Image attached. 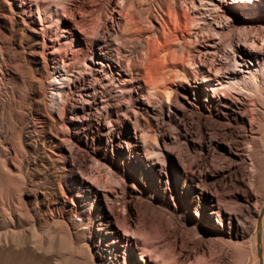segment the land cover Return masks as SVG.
Instances as JSON below:
<instances>
[{"label": "rangeland", "instance_id": "374dc122", "mask_svg": "<svg viewBox=\"0 0 264 264\" xmlns=\"http://www.w3.org/2000/svg\"><path fill=\"white\" fill-rule=\"evenodd\" d=\"M198 1H193L198 21L189 30L211 27L222 36L214 41L221 44L219 49L209 48L204 56L213 57L211 78L223 86L208 91L202 73L196 83L190 72H172L157 88L135 80L123 89L98 65L81 73L70 68V97L60 134L62 160L68 166L64 185L76 201L81 241L91 245L101 264L114 258L116 264H145L147 254V264H162V257L173 260L171 264H254V219L264 212V0L240 4L237 10L231 0H213L214 7L203 8ZM134 2V8L123 4L118 27L129 10L136 12L139 28L150 17L158 29L153 20L157 4L175 3L178 13L191 14L185 8H190L189 0ZM79 6L77 17L97 27L101 42L111 40L116 0H82ZM215 6L224 19L214 20ZM230 20V27H222ZM120 44L126 65L128 57L140 55L144 37L132 38L126 25ZM240 44L263 50L259 60L252 56L249 65L238 59L245 58ZM202 46L197 48L205 51ZM190 51L197 56L193 46ZM72 57L71 52L64 59L66 65L73 63ZM214 67L222 74L216 75ZM17 101L26 108L24 100ZM107 246L116 249L111 256ZM24 259L22 263H31ZM6 262L0 258V264Z\"/></svg>", "mask_w": 264, "mask_h": 264}, {"label": "bare ground", "instance_id": "6f19581e", "mask_svg": "<svg viewBox=\"0 0 264 264\" xmlns=\"http://www.w3.org/2000/svg\"><path fill=\"white\" fill-rule=\"evenodd\" d=\"M81 1L0 0V258L5 257L9 261L6 264H27L28 261L21 262L26 261L24 258L31 262L29 264L100 263L91 245L81 241L83 230L77 224L80 217L76 213V201L64 185L68 166L62 160L64 143L60 134L61 118L67 112L70 97L66 94L70 91V68L76 66L81 73L91 65H98L103 71L108 70L111 79L123 89L135 80L157 88L172 72L176 75L190 72L196 83L198 73H202V82L208 91L214 90V85L223 86L220 79L211 78L209 62L213 57L204 56L209 48L219 49L221 44L215 45L214 41L222 40V36L211 27H193L194 31L190 32V25L196 26L198 21L194 0H189L190 8L184 2L190 15L178 13L175 3L170 2L167 7L157 4L158 12L153 20L159 24L158 29L150 17L146 18V27L139 28L134 19L136 12L129 13V10L124 18L127 24L118 27L122 25L118 23L123 20L124 0H116L117 17L110 21L113 38L106 43L98 39L96 26L88 27L77 17ZM134 1L127 0L125 4L134 8ZM216 1L223 3V0ZM252 1L261 2L231 0L232 8L240 9L243 3L256 5ZM198 2L202 8L213 6V0ZM215 9L218 10L213 12L214 20L224 19L222 11L216 6ZM203 11L210 12L209 9ZM231 22L222 27H230ZM126 25L132 38L144 37V48L140 49L139 56L135 54L134 60L128 57L127 64L123 65L120 36ZM201 44L206 47L205 51L197 48ZM191 46L198 53L195 57L191 55ZM109 48H114V55L108 54ZM239 49L245 58L238 56V59L249 65L252 56L259 60L258 55L263 52L247 49L243 44ZM71 52L73 63L66 65ZM61 54L64 57H60ZM137 61H140L139 66ZM203 68L208 70L203 72ZM19 69L25 70V74ZM213 72L222 74L220 67H214ZM154 95L161 96L157 91ZM17 100H24L26 108L20 107ZM254 222V264H264V212H258ZM115 250L107 246L106 252L111 256ZM147 256H143L145 264ZM16 259L20 262H15ZM162 260L165 262L162 264L174 262L166 257ZM105 264H116L115 258Z\"/></svg>", "mask_w": 264, "mask_h": 264}]
</instances>
